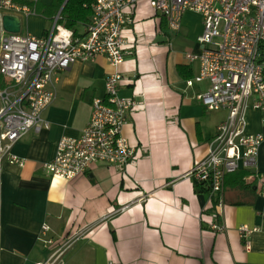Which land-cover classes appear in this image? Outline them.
I'll list each match as a JSON object with an SVG mask.
<instances>
[{
  "label": "crops",
  "instance_id": "1",
  "mask_svg": "<svg viewBox=\"0 0 264 264\" xmlns=\"http://www.w3.org/2000/svg\"><path fill=\"white\" fill-rule=\"evenodd\" d=\"M132 17L124 30L126 60L114 66L99 56L61 72L56 98L43 112L50 128L31 129L15 143L23 166L4 162L0 264L46 261L72 236L55 264H264V143L248 177L252 188L227 186L223 206L189 174L229 115L200 102L210 81L196 80L200 62L185 57L201 50L203 15L186 11L181 29L172 31L151 0H140ZM23 25V33H33ZM117 71L120 94L139 103L122 130L135 159L125 167L97 164L71 179L53 177L45 164L61 137L83 132L94 98L106 97L105 78ZM246 117L248 132H264L260 111L250 107ZM214 222L225 229H213ZM244 224L259 230L242 237Z\"/></svg>",
  "mask_w": 264,
  "mask_h": 264
},
{
  "label": "built area",
  "instance_id": "2",
  "mask_svg": "<svg viewBox=\"0 0 264 264\" xmlns=\"http://www.w3.org/2000/svg\"><path fill=\"white\" fill-rule=\"evenodd\" d=\"M39 1L0 0V171L4 162L24 165L13 147L25 133L50 128L43 112L56 98L55 84L61 72L76 61L88 63L99 56L114 66L126 60L124 30L133 22V9L140 2L93 0L83 34L62 22V8L43 35L4 29V15L19 17L23 25L22 16L37 14ZM151 6L177 32L186 11L203 15L204 30L198 36L201 50L187 52L185 57L200 62L196 80L210 81L208 90L197 95L200 102L209 110L227 109L229 115L218 125L208 154L189 174L223 206L227 175L255 169L264 143V132L250 133L246 128L250 107L261 112L264 124V0H151ZM105 79L106 97L94 98L91 119L83 132L62 136L54 159L45 164L53 177L71 179L97 164L125 167L135 159L136 148L122 130L139 103L120 94L121 72L109 73ZM212 227L225 229L215 222ZM48 229L43 226L44 232ZM257 230L248 224L239 227L242 237ZM75 239L68 238L54 255L38 264H55Z\"/></svg>",
  "mask_w": 264,
  "mask_h": 264
},
{
  "label": "trees",
  "instance_id": "3",
  "mask_svg": "<svg viewBox=\"0 0 264 264\" xmlns=\"http://www.w3.org/2000/svg\"><path fill=\"white\" fill-rule=\"evenodd\" d=\"M55 0L53 1L52 11H58L59 8H62V22L73 29L77 34H83L86 29L92 15V2L93 0ZM66 2V3H65ZM65 3V5H64ZM64 5V6H63ZM41 8L40 3H37V8ZM56 13V12H55ZM254 173L245 170L242 172H238L237 174H233L230 176V180H226V184L224 186L223 194L224 195V203L226 202V191L227 186L234 187L236 189H251L252 182L248 180V177ZM230 184V185H229ZM242 203L239 201L238 203Z\"/></svg>",
  "mask_w": 264,
  "mask_h": 264
},
{
  "label": "rangeland",
  "instance_id": "4",
  "mask_svg": "<svg viewBox=\"0 0 264 264\" xmlns=\"http://www.w3.org/2000/svg\"><path fill=\"white\" fill-rule=\"evenodd\" d=\"M53 1L55 0H40L41 8H37V15H31L30 18L22 16L24 22L23 30L25 31L28 27L33 33L40 35L46 27L50 29L53 26L56 15L61 9L59 8L58 11H55L56 13L54 11L51 12Z\"/></svg>",
  "mask_w": 264,
  "mask_h": 264
},
{
  "label": "water",
  "instance_id": "5",
  "mask_svg": "<svg viewBox=\"0 0 264 264\" xmlns=\"http://www.w3.org/2000/svg\"><path fill=\"white\" fill-rule=\"evenodd\" d=\"M3 26H4V29L7 30L8 32L19 33L22 30V21L17 16L6 14V16L5 15L3 16Z\"/></svg>",
  "mask_w": 264,
  "mask_h": 264
}]
</instances>
